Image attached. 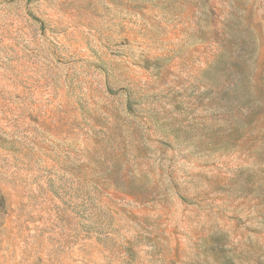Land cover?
<instances>
[{
  "label": "rangeland",
  "instance_id": "rangeland-1",
  "mask_svg": "<svg viewBox=\"0 0 264 264\" xmlns=\"http://www.w3.org/2000/svg\"><path fill=\"white\" fill-rule=\"evenodd\" d=\"M0 264H264V0H0Z\"/></svg>",
  "mask_w": 264,
  "mask_h": 264
}]
</instances>
